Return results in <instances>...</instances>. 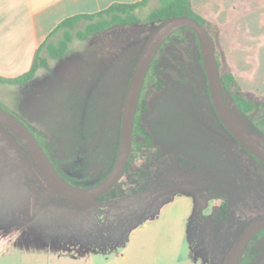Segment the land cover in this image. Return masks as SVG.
Masks as SVG:
<instances>
[{"label": "rangeland", "instance_id": "1", "mask_svg": "<svg viewBox=\"0 0 264 264\" xmlns=\"http://www.w3.org/2000/svg\"><path fill=\"white\" fill-rule=\"evenodd\" d=\"M159 4L147 0L133 10L138 22L85 38L78 32L91 20H78L62 57L47 58L27 84L0 83V106L43 134L54 157L70 158L65 168L86 175L84 183L105 170L91 162L95 147L116 129L114 106L119 113L134 63L155 27L146 16ZM191 7L214 39L221 73L231 74L248 99L264 100V0H191ZM60 38L62 30L49 41ZM196 40L188 30L182 38L173 36L156 58L162 88L148 85L139 113L151 144L131 148V163L115 185L117 193H138L103 201L64 199L0 127V264L224 263L246 225L264 216V165L215 117ZM40 54L47 57L45 49ZM91 125L97 139L81 143L84 126ZM114 149L109 142L106 166ZM223 202L225 219L219 216ZM250 249L262 250L251 264H264V237ZM16 253V263L3 259Z\"/></svg>", "mask_w": 264, "mask_h": 264}, {"label": "water", "instance_id": "2", "mask_svg": "<svg viewBox=\"0 0 264 264\" xmlns=\"http://www.w3.org/2000/svg\"><path fill=\"white\" fill-rule=\"evenodd\" d=\"M191 29L198 40L204 73L212 106L224 128L250 153L264 164V136L256 130L250 132L235 116L229 106L220 81L215 42L207 29L196 18L186 15L172 16L159 23L145 42L132 68L126 87L120 116V135L115 160L110 171L98 183L80 187L69 183L59 173L35 136L19 118L0 106V125L8 130L28 154L49 189L73 202L96 201L119 182L132 148V134L141 95L149 67L163 43L177 30ZM264 229V216L252 219L235 239L223 264H238L251 239Z\"/></svg>", "mask_w": 264, "mask_h": 264}, {"label": "trees", "instance_id": "3", "mask_svg": "<svg viewBox=\"0 0 264 264\" xmlns=\"http://www.w3.org/2000/svg\"><path fill=\"white\" fill-rule=\"evenodd\" d=\"M146 2H147V0H136L133 3L114 4L110 7H108L107 9L100 11L98 13H95V14L76 15V16L69 17V18L63 20L56 27L55 31L53 32V33H55L59 30H62V38H60L56 43H51L49 40L45 41V43H43L39 47V49H37L35 56H34V59H33V62L31 64V67L29 68V70H27L26 72H24L18 76H15V77H10V78L0 77V83L12 84V85L27 84L35 76L36 71L40 67H45L47 65V58L58 59V58L62 57L65 54V52L67 51L68 46H69L68 44L71 40L70 39L71 38L70 31L74 28V25L77 23L78 20H81V19L91 20L89 22V24L86 26V28L84 29V31L78 32L79 38H85L91 34H94V33H97L99 31L104 30L105 28H107L111 25L122 26V25L131 24L134 22H138L137 18L135 17V15L133 13V10L140 7V6H143L144 4H146ZM177 15H181V16L186 15V16L194 17L199 22H201L203 24V26L205 27L206 22L200 16L195 14L194 11L192 10L191 0H160L159 6L150 10L146 16V19L150 23L155 24V26H157L159 23L163 22L164 20H166L172 16H177ZM94 17H98L99 19H97V21H93L92 19ZM205 29H207V27H205ZM187 30L191 31L192 34L194 35L195 39H197L195 33L191 29L182 28V29H179L176 32H174L163 43V45L167 41H169L173 36H177V38H182L183 33ZM207 32L210 34V32L208 30H207ZM196 42H197V51H198L199 61H200L201 66H202V70L204 71L203 63H202V57L200 55V51L198 48L199 47L198 46L199 45L198 40H196ZM163 45L158 50L153 62L150 65V68L148 70L149 73H147V75H146L145 82H144L142 90H141V95H140V99H139V103H138V107H137V112H136V117H135V122H134V127H133L132 149L133 148L138 149V148H140V146L142 144H145L147 146H149L151 144V135L149 133L145 132L139 124V113H140V110L143 108V106L146 102V99H147L146 98V91H147L148 85L155 86V89H159V90L162 88V80L158 79V75H157L156 58L158 56V53L162 49ZM43 49L46 50L47 57L41 56L40 53ZM218 65H219L220 81L222 84L223 92L228 93L229 97L231 98L233 105L239 111V113L242 116L249 119V121L251 122V124L253 126V132L256 130L259 134L264 136V100H257L256 101V100H251V99H248L247 97H245L241 93V89H240L239 85L236 83V81L234 80L233 76L231 74H222L220 71L219 61H218ZM129 77H130V75H129ZM128 81H129V78H128ZM128 81H127V84H128ZM157 81H158V83H157ZM125 91H126V89H125ZM205 92L207 93V95L209 97V90H208L206 77H205ZM124 95H125V92H124ZM209 102H210V105H211V108H212V111H213L215 117L217 118L219 124L222 125V123L220 122V120H219V118H218V116H217V114H216V112L212 106L210 97H209ZM120 116H121V112L119 111V113H118V124L116 126L114 133L109 134V132H108L109 135L106 136V139L104 138L105 141L103 142L102 146L101 147H98V146L95 147L96 148L95 150L97 151L96 158L94 160L90 159L91 162L93 161V163H92L93 165H95L97 162L99 164V162H100L102 164V168L103 169L105 168V170H103L102 175L97 180L92 181V182H88V183H84L87 180L86 175L81 176V177H76V175H74V173H73L72 168H70V167L65 168L66 165L69 164V161H71L70 158L69 159H63L60 157H54V151L51 149V147H49V142L46 140V137L43 134H41L40 132H38L35 128L30 126L28 123H26V121L23 123L26 124V126L29 128V130L32 132V134L35 136V138L37 139L39 144L43 147V150L45 151L46 155L48 156V158L50 159V161L52 162V164L54 165L56 170L59 173H61V175L69 183H71L73 185L76 184V186H80V187H88V186H92V185L98 183L106 175H108L107 173L110 171L111 167L113 166L115 156H116L117 147H118L119 135H120V124H121L120 123ZM0 127H2V126L0 125ZM84 127L85 128H83V131L80 134V136H81L80 142L81 143L85 142L87 139L96 140L98 137V131L94 129V126L91 125V127H86V126H84ZM222 127L224 128V125H222ZM2 128L11 135V137L14 139V141L25 152V150L22 148V146L20 145L18 140L8 130H6L4 127H2ZM102 130L99 132V135H100V133L103 134ZM227 133L236 141V143L241 148H243L245 151H247V153L250 154L256 160V162L263 164L260 160H258L256 157H254L250 153V151H248L246 148H244L228 131H227ZM135 137H139L141 139V141L136 140ZM109 142H112L115 144V149H114V154H113V158L111 160V163L108 164V166H106L107 164H106L105 155L107 156V153H108V143ZM25 154L28 156V154L26 152H25ZM130 163H131V156H129L126 168L130 165ZM87 164H90V163L88 162ZM85 165L86 164H83V166H85ZM139 191H141V190H139ZM139 191L136 189H131L130 192H128V193L123 191V190H121L120 192L117 193L116 189L114 187L112 190H110L108 193H106L102 197L98 198V200H96V201H100V200L103 201V200H107L109 198H117V197H122V196L127 197L128 195L138 193ZM219 207H220L219 216H220V218L225 219L227 217L226 203H224V202L221 203V205ZM263 237H264V229L261 230L260 232H258L252 238V241L259 240L260 238H263ZM247 250L244 252V254L241 258L242 260L238 264H248L249 262H252L253 260H255L257 257V254H259V251L256 250V251H254V253H252L250 255Z\"/></svg>", "mask_w": 264, "mask_h": 264}, {"label": "crops", "instance_id": "4", "mask_svg": "<svg viewBox=\"0 0 264 264\" xmlns=\"http://www.w3.org/2000/svg\"><path fill=\"white\" fill-rule=\"evenodd\" d=\"M135 1L0 0V77H15L29 70L37 49L51 39L63 20ZM19 258L16 253L7 254L3 259L16 263Z\"/></svg>", "mask_w": 264, "mask_h": 264}, {"label": "flooded vegetation", "instance_id": "5", "mask_svg": "<svg viewBox=\"0 0 264 264\" xmlns=\"http://www.w3.org/2000/svg\"><path fill=\"white\" fill-rule=\"evenodd\" d=\"M153 62V61H152ZM150 68V67H149ZM149 73V72H148ZM114 108H115V113H114V118H113V126H117V124H118V110H119V108H118V104H116L115 106H114ZM120 112H121V110H120ZM252 243H253V241H252V239H251V241L247 244V246H246V248L244 249V251H243V254H244V252L247 250L248 251V253L251 255L252 253H254V251H256V250H258V249H250V247H251V245H252ZM259 251V254L262 252V250H258ZM243 254H242V256H243ZM259 254H257V257H256V259L258 258V256H259ZM242 256L240 257V260H239V262L238 263H240L241 262V258H242ZM255 259V260H256ZM255 260H253L252 262H254ZM252 262H249L248 264H251Z\"/></svg>", "mask_w": 264, "mask_h": 264}]
</instances>
